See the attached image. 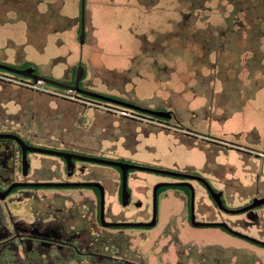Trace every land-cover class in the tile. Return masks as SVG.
Returning <instances> with one entry per match:
<instances>
[{
  "label": "rangeland",
  "instance_id": "rangeland-1",
  "mask_svg": "<svg viewBox=\"0 0 264 264\" xmlns=\"http://www.w3.org/2000/svg\"><path fill=\"white\" fill-rule=\"evenodd\" d=\"M228 3L86 0V34L81 42V0H0V63L34 67L38 74L70 83L82 66L81 87L171 111L177 119L168 126L138 128L135 159L158 169L196 170L208 156L214 165H226L220 168L225 177L218 186L224 188L227 181V195L235 197L238 205L255 193L260 173L264 193V156L257 158L256 153L249 155L230 146L210 147L186 134L210 133L234 145L264 151V45L252 39L246 46L239 34H223ZM247 3L235 2L239 7ZM9 74L0 69L1 118L21 111L15 101L28 109L31 103L53 108L56 122L48 127L54 131L87 133L92 144L96 136L106 159L131 156L123 139L129 125L116 130L115 137L102 135L118 129L117 118L123 115L115 116V108H97L90 102L69 105L59 98L33 95L18 83L6 80L4 84L1 76H13Z\"/></svg>",
  "mask_w": 264,
  "mask_h": 264
},
{
  "label": "flooded vegetation",
  "instance_id": "flooded-vegetation-1",
  "mask_svg": "<svg viewBox=\"0 0 264 264\" xmlns=\"http://www.w3.org/2000/svg\"><path fill=\"white\" fill-rule=\"evenodd\" d=\"M239 1L229 0L223 34H239L246 46L252 39L264 45V0H247L241 7L235 4ZM10 74L1 76L4 84L6 80L18 83L33 95L59 98L69 105L90 102L97 108H115V116L123 115L117 118L118 129L102 135L115 137L116 130L129 125L123 139L131 156L116 160L126 163L127 169L84 160L78 156L103 158L102 142L96 136L92 144L87 133L56 132L48 127L56 122L53 108L31 103L28 109L15 101L21 111L0 117V264H264V203L240 211L264 199L261 173L255 193L235 205V197L227 195V181L224 188L218 186L225 177L220 168L226 165H214L208 156L199 169L170 170L189 177L158 173L135 159L138 128L168 126L177 119L175 114L155 116ZM62 82L74 84L75 80ZM186 134L210 147L230 146L249 155L256 153L257 158L264 156V151L258 153L210 133ZM161 183L187 184L160 186L156 194ZM211 188L221 193V205ZM199 223H224L238 233L226 226Z\"/></svg>",
  "mask_w": 264,
  "mask_h": 264
},
{
  "label": "water",
  "instance_id": "water-1",
  "mask_svg": "<svg viewBox=\"0 0 264 264\" xmlns=\"http://www.w3.org/2000/svg\"><path fill=\"white\" fill-rule=\"evenodd\" d=\"M81 10H82V31H81V42H84L85 40V34H86V26H85V21H86V0H81ZM0 69L3 70H7L9 72H13L16 74H20L26 77H30L32 78L35 82H45V83H49V84H53L56 86H60V87H64L69 89L70 91H74V92H80L86 95H90L94 98H98V99H102V100H107L109 102H113L114 104H118V105H122V106H126V107H130V108H134V109H139V110H143L146 111L150 114H153L155 116H161V117H170L172 115L171 111H160V110H153V109H148V108H143L139 105L133 104V103H129L123 100H119V99H114L111 97H108L106 95H102L96 92H93L91 90L88 89H84L80 86V82L84 77L85 74V70L84 68L81 66L78 68L77 73H76V77H75V82L74 84H68L65 82H62L60 80L57 79H53V78H49L40 74H36L35 73V68L34 67H28L25 69H20L17 67H13V66H9V65H5L3 63H0ZM57 154L59 155H64V156H68V154L66 153H62V152H57ZM84 160H88V161H95V162H100V163H106V164H113V165H122L124 167V169H127L128 165L124 162H120V161H116V160H109V159H104V158H98V157H92V156H78ZM155 172L158 173H163V174H169V175H175V176H183V177H189L190 175L188 174H184V173H180V172H175V171H170V170H165V169H151ZM183 184H187V183H161L158 186H156V194H157V189L160 186H177V185H183ZM211 191L213 193V195L218 198V202L221 205L222 201L220 199L221 197V193H217L215 192L212 188ZM192 196H195L194 190L192 189ZM257 201H255V203H253L252 205L240 210V211H245L248 209H251L255 206H258L260 204L264 203V199H256ZM198 225H218V226H226L227 228H229L230 230H232L235 233H238L236 231H234L233 229H231L228 225L224 224V223H199Z\"/></svg>",
  "mask_w": 264,
  "mask_h": 264
}]
</instances>
